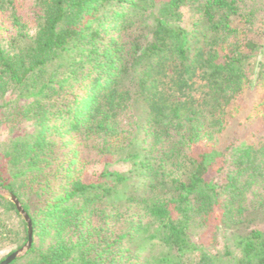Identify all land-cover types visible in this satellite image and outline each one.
<instances>
[{"label": "trees", "instance_id": "16d2710c", "mask_svg": "<svg viewBox=\"0 0 264 264\" xmlns=\"http://www.w3.org/2000/svg\"><path fill=\"white\" fill-rule=\"evenodd\" d=\"M260 54L264 0H0L10 264H264Z\"/></svg>", "mask_w": 264, "mask_h": 264}, {"label": "water", "instance_id": "95a60500", "mask_svg": "<svg viewBox=\"0 0 264 264\" xmlns=\"http://www.w3.org/2000/svg\"><path fill=\"white\" fill-rule=\"evenodd\" d=\"M0 193L9 196V198L17 205V208H18L19 212L22 214V216L24 217V219L28 223V231H29L28 241L24 244V246L18 248L17 250H15L11 254H9L0 263V264H10L15 258L24 255L31 248V246H33L32 243H33V238H34V231H33L32 220H31L29 214L24 210L21 202L15 196V194H13L12 192H10V190H7V189H5L3 187H0Z\"/></svg>", "mask_w": 264, "mask_h": 264}, {"label": "rangeland", "instance_id": "374dc122", "mask_svg": "<svg viewBox=\"0 0 264 264\" xmlns=\"http://www.w3.org/2000/svg\"><path fill=\"white\" fill-rule=\"evenodd\" d=\"M25 3L28 5V4L31 3V0H25ZM184 14H185L184 25L187 26V27H190L191 26V23H192V19L190 17V12L187 9H185L184 10ZM261 35H262V32H260V31H258L257 34L250 33V37L255 38V39H258V40L261 38ZM257 59H259V60L262 59L263 60L264 59V54H260ZM243 132H244L243 129L242 130H239L238 131L239 136L240 135H243ZM6 135H7L6 131L3 130L2 128H0V140L4 139V137ZM209 235H210L209 233L204 234L203 232L198 234V236L200 237L199 239L202 240V241H204V242H206V240H207V238H208ZM222 242L220 243V246L222 245ZM11 249H12V247H8L7 249L3 250L1 252L0 257L3 256V255H5V254H7Z\"/></svg>", "mask_w": 264, "mask_h": 264}]
</instances>
